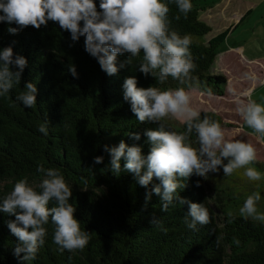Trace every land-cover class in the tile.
Listing matches in <instances>:
<instances>
[{"label":"trees","instance_id":"1","mask_svg":"<svg viewBox=\"0 0 264 264\" xmlns=\"http://www.w3.org/2000/svg\"><path fill=\"white\" fill-rule=\"evenodd\" d=\"M192 4L193 10L187 19L181 15L178 21L174 19L178 10L175 5L170 6L172 27L181 35L191 34L194 38L191 51L198 63L194 75L200 82L194 90L201 92L210 87L215 97H223L228 79L224 75H211L210 71L218 49L231 30L205 43L204 37L211 33V27L200 20L196 0H192ZM8 27L0 23V47L16 41L14 52L28 59V67L21 85L9 96L0 97V198L24 177L39 190L43 179L36 171L39 164L46 168L59 167L73 188L72 202L77 207V219L83 228L95 232L83 252L61 254L52 243L54 226L49 224L46 243L31 264H264V224L245 220L235 211H232L234 221L228 223L230 211L227 212L223 200L226 194L233 193L217 189V182L213 183V198L206 180L195 176L180 192L182 197L193 202H204L212 214L211 224L193 232L184 223L188 205L161 212L160 198L153 194L144 210L148 189L136 184L130 173L117 177L101 170L109 161L108 154L103 151L104 144L117 145L121 140L129 145L143 143L146 140L143 135L141 141L136 142L125 134L143 133L155 127L140 124L131 113L130 105L123 101L124 78L135 75L138 86L153 84L165 89L178 87L176 81L169 78L166 85L160 86L151 77L145 79L136 70L139 58L118 75L108 76L84 51L83 38L70 48L69 34L61 33L58 25L51 22L47 28L28 27L18 35H10ZM126 58L119 57L121 61ZM72 64L76 66L78 79L68 70ZM25 81H32L38 87V103L31 109L15 101ZM206 113L224 126L219 114ZM46 118L51 122L48 136L37 130ZM166 123L173 124L177 131L184 130L182 123L169 120ZM95 156H104V163L93 166ZM198 179L200 187H196ZM212 199L224 214L223 219L215 211ZM231 200L233 198L229 197ZM153 214L162 220L166 233L149 223ZM8 219L14 217L0 213V264H21L12 253L16 238L7 228ZM217 237L220 238L219 247L215 244ZM233 237L240 240L239 246L233 243Z\"/></svg>","mask_w":264,"mask_h":264},{"label":"clouds","instance_id":"2","mask_svg":"<svg viewBox=\"0 0 264 264\" xmlns=\"http://www.w3.org/2000/svg\"><path fill=\"white\" fill-rule=\"evenodd\" d=\"M171 5L178 10L179 14L174 17L177 21L181 15L187 19L193 10L192 0H0V23L9 25L10 35H18L28 27L47 28L51 22L58 25L61 33L69 34L70 48L83 38L84 51L108 76L118 75L139 58L136 70L145 79L151 77L160 86L166 85L169 78L178 83V87L166 89L153 84L141 87L135 75L124 78L123 101L130 105L131 113L140 124L155 127L143 133L125 134L136 142L143 135L146 137L143 143L129 145L121 140L117 145L104 144L103 151L109 161L101 170L117 177L130 173L136 184L148 189L144 210L153 194L160 198L161 212L188 205L184 223L189 230L198 232L212 223V214L204 202H193L180 195L188 180L193 176L207 180L209 174L218 175L221 170L223 177H231L241 169L242 176L249 181L258 182L264 177L249 166L257 161V147L245 140L228 139L219 121L206 112L202 116V110L193 106L194 86L200 83L194 75L198 69L191 51L194 38L191 34L181 35L172 27ZM15 43L0 47V97L9 96L21 85L28 67V59L14 52ZM120 56L127 58L121 61ZM68 70L72 77L79 78L74 64ZM201 95L212 97L215 93L209 87ZM37 97V84L25 81L15 101L31 109L37 105ZM237 112L254 133L264 138V103L253 99L238 101ZM167 120L181 122L184 130L177 131ZM50 124L46 118L37 130L48 136ZM104 160V156L93 157V166ZM36 171L43 175L39 190L24 177L0 198V213L14 217L6 224L10 235L16 238L12 253L21 264H31L36 259L49 236V224L54 226L52 243L61 254L83 252L95 233L83 228L77 219L73 188L61 169L46 168L41 163ZM200 186L198 179L196 187ZM261 198L259 191L248 195L239 208V215L264 224V212L258 211ZM227 216L228 223H232L234 214L229 212ZM149 223L167 232L155 214ZM233 243L239 246L240 240L233 237ZM215 244L220 246L219 237Z\"/></svg>","mask_w":264,"mask_h":264},{"label":"rangeland","instance_id":"3","mask_svg":"<svg viewBox=\"0 0 264 264\" xmlns=\"http://www.w3.org/2000/svg\"><path fill=\"white\" fill-rule=\"evenodd\" d=\"M196 4L200 20L211 27V33L204 37L205 43L231 27L232 29L219 48L216 62L210 71L211 75H224L228 79L225 96L209 97L194 90L193 106L201 109L202 113L219 114L224 121L226 137L253 143L258 151L256 162L264 165V138L254 133L237 112L238 101L253 99L264 103V0H196ZM235 14L240 17L237 22L233 21ZM245 73L249 75L246 77ZM247 90H250L249 94L244 95ZM249 166L256 168L264 177V166L254 163ZM242 172L243 169L231 177H223L222 170L218 175L211 174L206 180L210 195L212 198L215 196L213 188L217 182V189L233 193L226 194L223 200L227 212L235 211L239 215V208L246 197L259 191L262 198L258 202V211L264 212V178L258 182L249 181L242 176ZM229 197L233 200L229 201ZM211 202L222 218L224 214L216 207L214 199Z\"/></svg>","mask_w":264,"mask_h":264},{"label":"crops","instance_id":"4","mask_svg":"<svg viewBox=\"0 0 264 264\" xmlns=\"http://www.w3.org/2000/svg\"><path fill=\"white\" fill-rule=\"evenodd\" d=\"M239 19H240V17H239L238 15L235 14V16L233 17V21H234V22H237ZM231 29H232V27L230 28V30H231ZM224 43H225V42H224ZM224 43H223V44H224ZM223 44H222V45H223ZM222 45H221V46H222ZM218 50H219V49H218ZM218 54H219V52H218ZM217 56H218V55H217ZM227 87H228V86H227ZM249 92H250V90H247V91L245 92L244 95H248Z\"/></svg>","mask_w":264,"mask_h":264}]
</instances>
